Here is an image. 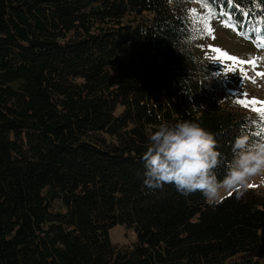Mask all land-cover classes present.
<instances>
[{"label":"trees","instance_id":"1","mask_svg":"<svg viewBox=\"0 0 264 264\" xmlns=\"http://www.w3.org/2000/svg\"><path fill=\"white\" fill-rule=\"evenodd\" d=\"M251 41L264 0H211ZM199 0H0V264H264V192L209 206L143 185L162 122L213 133L225 164L256 121L196 56ZM206 10V9H205ZM254 28L261 31L254 32ZM117 225L134 235L111 243Z\"/></svg>","mask_w":264,"mask_h":264},{"label":"clouds","instance_id":"2","mask_svg":"<svg viewBox=\"0 0 264 264\" xmlns=\"http://www.w3.org/2000/svg\"><path fill=\"white\" fill-rule=\"evenodd\" d=\"M255 136L246 127L238 131L231 141L232 157L225 175L218 179L215 170L225 161L214 134L187 119L162 122L148 137L149 146L141 157L143 185L149 189L172 185L183 196L199 192L209 206L222 203L228 193H235L239 200L252 177L264 176V132L257 131Z\"/></svg>","mask_w":264,"mask_h":264},{"label":"rangeland","instance_id":"3","mask_svg":"<svg viewBox=\"0 0 264 264\" xmlns=\"http://www.w3.org/2000/svg\"><path fill=\"white\" fill-rule=\"evenodd\" d=\"M191 9H196L197 15L200 17L206 15V10L201 7H191ZM189 16L192 27V37H196L193 40L196 56L215 76L220 89V96L223 98L222 100L227 99L232 101L234 105L233 109L257 120L258 124L259 117L257 113L253 112L251 107H244L237 104L235 101L245 98L249 100L255 98L264 101V76L256 75V72H264V59L258 62L255 71H253L250 66L244 65L249 76L248 79H245L240 71L226 72V67H231L232 62L215 59L219 54L213 53L211 49L218 48L228 55L235 56L242 60H248L249 58L255 57L264 58V48L258 47L255 41H251L234 28L224 26V21L219 20L217 15L210 20L213 29L211 36L204 35L198 30L194 31V29H201L203 26L193 21L190 12ZM253 79L255 82H253ZM244 93L247 94V97H244ZM250 185L251 187H249V189L264 192V176L252 177ZM229 195V193L224 194V198ZM109 237L111 243L119 247L130 246L134 242V235L126 231L121 225L112 228L109 231Z\"/></svg>","mask_w":264,"mask_h":264},{"label":"snow or ice","instance_id":"4","mask_svg":"<svg viewBox=\"0 0 264 264\" xmlns=\"http://www.w3.org/2000/svg\"><path fill=\"white\" fill-rule=\"evenodd\" d=\"M199 2L201 3L202 7H204L206 9V15H204L203 17H200L197 15V11L196 9H191L190 10V14L192 16V19L195 23H198L200 25H202L203 27L201 29H194V31H200L202 32V34L204 35H212L213 29L212 26L210 24V20L216 15L215 11L213 10L212 6H211V0H199ZM232 0H228V3H231ZM225 15V21H224V26L226 27H231L232 26V17L227 16V14ZM254 32H260L261 30L259 28H254L253 29ZM193 38H196L195 36ZM214 38V37H213ZM256 43L258 45V47L264 48V35H261L257 38ZM211 51L213 53H218L219 55L215 57V59L217 60H226L228 62H232V66L231 67H226L225 71L226 72H236V71H240L245 79H248V73L244 68V65H248L252 68L253 71H255L256 66L258 64V62L261 59H264L262 57H255V58H249L248 60H242L239 59L235 56H231L228 55L226 52H223L222 50L218 49V48H212ZM257 76H264V72H256ZM253 82L254 79H253ZM244 97H247V94L244 93L243 94ZM237 104H240L244 107H251V110L253 112H256L258 117H259V123H258V128H259V132H264V101H260L257 100L255 98L253 99H238L235 101ZM257 123V122H255ZM256 133H254L255 135ZM249 187H251V185H249ZM231 194V193H229Z\"/></svg>","mask_w":264,"mask_h":264}]
</instances>
